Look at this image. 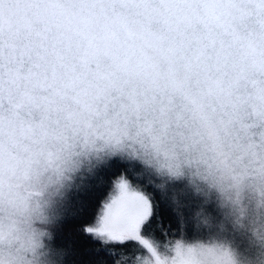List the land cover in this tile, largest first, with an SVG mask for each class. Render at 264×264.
I'll return each instance as SVG.
<instances>
[{"label":"clouds","instance_id":"9594fccd","mask_svg":"<svg viewBox=\"0 0 264 264\" xmlns=\"http://www.w3.org/2000/svg\"><path fill=\"white\" fill-rule=\"evenodd\" d=\"M112 160L199 202L131 264H264V0H0V264Z\"/></svg>","mask_w":264,"mask_h":264},{"label":"snow or ice","instance_id":"6c2138e0","mask_svg":"<svg viewBox=\"0 0 264 264\" xmlns=\"http://www.w3.org/2000/svg\"><path fill=\"white\" fill-rule=\"evenodd\" d=\"M150 179L139 166L112 160L72 195L57 233L82 245L86 264H131L143 252L137 243L142 237H203L192 227L199 202L178 191L174 202L172 187L161 192Z\"/></svg>","mask_w":264,"mask_h":264},{"label":"trees","instance_id":"16d2710c","mask_svg":"<svg viewBox=\"0 0 264 264\" xmlns=\"http://www.w3.org/2000/svg\"><path fill=\"white\" fill-rule=\"evenodd\" d=\"M170 227V225L168 226ZM56 244L57 245H67L68 256H67V264H86L85 257L83 256L82 252L80 251V248L82 245H76L74 246L71 239H66L64 235L57 233L56 238Z\"/></svg>","mask_w":264,"mask_h":264}]
</instances>
